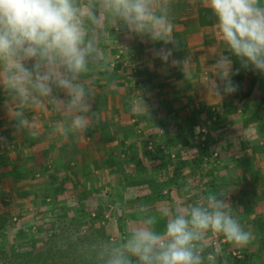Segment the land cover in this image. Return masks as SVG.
I'll return each instance as SVG.
<instances>
[{
    "label": "rangeland",
    "instance_id": "obj_1",
    "mask_svg": "<svg viewBox=\"0 0 264 264\" xmlns=\"http://www.w3.org/2000/svg\"><path fill=\"white\" fill-rule=\"evenodd\" d=\"M212 15L209 8L204 9L202 18ZM213 25L216 27V22ZM106 26L108 37L100 32L98 35L104 38L103 43H107L109 51H115L114 58L106 63L110 70L119 66L124 97V113L117 122L125 133L131 130V141L127 140L119 147L116 156L132 170V165L126 163V152H130L126 151L128 146L134 143L142 157L146 152L160 151L168 165L167 172H162L170 177L180 162H186V168L178 177L179 188L176 185L165 188L163 196L167 198L163 202H145L149 195L146 186L129 183L125 186L116 180L119 174L108 181V167L100 164L99 152L89 153L90 161L83 166L77 161L71 145L60 146L59 150L51 152V135L46 133L49 123L43 135L28 137L32 147L37 146L33 149L38 153L37 161L31 159L34 152L19 141H24L23 138L7 140L0 136L4 138L0 142V178L7 180L0 183V264H34L35 259L39 260L38 264H100L98 259L89 262L91 259L85 255L90 243H95L99 249L105 242L113 245L123 242L139 223L141 210L143 214L157 215L156 227L162 231L166 220L161 214L165 209L172 210L176 204L196 203L210 192L227 200L232 215L255 237L248 245L236 247L221 236H209L204 255L220 249L215 264H264V234L258 227L263 217L256 215L255 200L240 199V193H235L234 180L229 178L232 172L237 173L236 170L255 176V157L264 154L258 147H252L263 143L264 148V74L248 69L256 76L252 88L251 77L244 71L237 74L233 69L232 79L239 85L238 91L223 99L211 95L210 86L217 79L212 65L219 55L228 51L216 29L211 44L214 54L208 51L211 56H201L198 61L203 82L195 89L199 97L192 98L196 96L194 89L186 85L174 91L177 93L174 97H185L182 102H150L147 108L151 111L139 107L133 111L134 101L141 98L139 92L144 100L146 94L152 92V75L144 74L146 63L141 66L130 58L127 60L130 55L126 57L125 46L111 42L116 29L111 30L109 24ZM101 29L106 30L105 24ZM63 140L62 137L61 143ZM110 152L105 150V156L116 151ZM142 159L150 171L149 176L160 177L162 172L157 173L155 167L161 161L146 156ZM240 160L248 161L240 163ZM51 186H56L58 194H51ZM141 197H144L142 204ZM62 200H66L64 205Z\"/></svg>",
    "mask_w": 264,
    "mask_h": 264
},
{
    "label": "clouds",
    "instance_id": "obj_2",
    "mask_svg": "<svg viewBox=\"0 0 264 264\" xmlns=\"http://www.w3.org/2000/svg\"><path fill=\"white\" fill-rule=\"evenodd\" d=\"M204 5L215 16L217 34L228 50L212 65L217 79L209 89L223 99L239 89L232 79L233 57L242 68L264 74V0H204ZM170 11V0H0V88L9 97L7 113L16 132L39 134L40 122L28 118L30 110L63 115L52 134H79L88 128L95 113L85 78L100 66L97 40L105 23L125 30L129 39L162 43L164 47L152 49L154 58L190 79L189 59L175 58V47H167L176 46ZM139 93L133 111H148ZM141 212L123 242L99 246L100 264H215L220 249L204 255L209 236H221L236 247L252 240L232 215L230 203L211 192L196 203L165 209L162 231L156 227L157 215Z\"/></svg>",
    "mask_w": 264,
    "mask_h": 264
},
{
    "label": "crops",
    "instance_id": "obj_3",
    "mask_svg": "<svg viewBox=\"0 0 264 264\" xmlns=\"http://www.w3.org/2000/svg\"><path fill=\"white\" fill-rule=\"evenodd\" d=\"M204 9H208L204 5V0H170V15L172 23L174 25L173 40L176 46L170 44L167 45V47H175L176 50L173 53L175 58L182 59L187 57L189 59L188 69L191 74L190 79L184 80L183 73L178 67H173L171 66V64L166 66L161 62V60L154 58L152 49L164 47L162 43L153 44L146 37L143 39L140 37H133L129 39L127 32L121 30H115L113 38L111 39L110 37L111 42L117 44L122 43V45L127 48L125 49L126 57L130 55V57H127V60L130 58L133 62L140 64L141 66L145 63L147 64L146 70L144 69V74H147L149 76L152 75L153 81H150V86L153 87V90L150 94H146L145 96V102H149L146 105H150V102L151 104H159L161 102L167 104L169 101L175 104H177L179 101L182 102L185 97L180 95L174 97V95H177V93H174V91L175 89H181L186 85H189V88L194 89L193 94L196 96L192 98L199 97L197 96L195 89H198L203 82L202 80H200L201 75L198 61L200 60L201 56H211L209 52L214 54L211 48V44L213 42V39H215L216 31V27H214L213 25L216 22L215 16L212 15V17L210 18L206 17V19H203L202 17ZM211 23L212 26L209 25ZM106 24L107 23H105L106 30L101 29L99 31L102 35H105L104 33H107ZM109 25L111 27V30L116 29L115 24ZM100 36L98 35L97 40L101 55L100 66L98 68H94L92 73H90L85 78L86 83L89 87H91L93 92L92 104L93 111L95 113L88 128L82 133L73 134L70 132L64 137L58 134H52V128L54 127L55 123L63 119L62 114L52 111L51 109L47 111L37 110L36 112L30 110L26 113L29 119L35 117L40 122V130L37 136L44 134L43 130L49 123V129L46 133L51 135V152L59 150L60 146L65 147L71 145L75 149L77 161L82 166L90 161L91 156L89 153H91L92 151L99 152L97 153L98 156L99 154L102 156L105 150L111 151L110 153L116 151L115 153H113L114 155H116L117 151L120 150L119 147L121 144V137L119 136H123L125 134V130L123 131L122 128L120 129L119 127L121 125L118 126L117 122V118L122 119V113H124V97H122V84L118 74L119 66L116 67V70H110L109 67H107L109 63L106 62H109L114 58L115 51L111 49L109 51V49L107 48V43H103L104 38ZM140 65L139 68L141 67ZM107 69L109 70V72H106ZM168 74H170V77H168ZM9 102L10 101L8 95L2 88H0V136L6 138L7 140L10 137H12V139L10 140L23 138L24 141L20 139L19 141L27 146V150H31L34 152L33 149H36L37 146L32 147V145L28 141V137H31L32 135L28 134L27 132H16L14 126L15 121L12 120L7 113L6 106ZM147 109L148 111H151L150 108ZM143 110L148 112L146 109ZM109 121L113 125L111 126L110 131L113 132L114 128H116L115 131L117 130V132L115 134H117V137H115L114 134L113 137L115 139L111 141L113 143L108 142L109 144H105L103 139L105 135L108 134L106 132L109 129L105 128L103 124ZM87 130H91L92 132L88 134ZM127 135L131 136V130L130 132L127 131ZM59 137H61V140L62 137L64 138L63 143H61L62 141L59 139ZM127 140L131 141V138ZM115 144H117L118 146L114 147L113 145ZM252 147H258L257 149L259 152H264L262 151L264 150L263 143L254 145ZM111 148L112 150H109ZM37 155L38 153L34 152V156L32 155L31 159L37 161ZM247 161L248 160H240L239 162L241 163ZM253 164L255 165V176L249 175L248 172L243 173V171L239 173L238 170L235 169L236 166L234 165V163H232V165L230 164L231 166L234 165V169L237 171V173L232 172L229 178H231L232 181H235H233V186L234 188H236L235 193H240L241 200L244 198L248 201H256V215L263 217V221L260 220L261 223L258 227L260 233L262 232V234H264V154H257ZM235 170L231 171L235 172ZM238 174H240L241 177H238ZM3 181L7 180L1 177L0 183ZM252 205L255 204L252 203ZM252 237L254 238L255 235H252ZM262 240L263 239L261 238V241Z\"/></svg>",
    "mask_w": 264,
    "mask_h": 264
},
{
    "label": "trees",
    "instance_id": "obj_4",
    "mask_svg": "<svg viewBox=\"0 0 264 264\" xmlns=\"http://www.w3.org/2000/svg\"><path fill=\"white\" fill-rule=\"evenodd\" d=\"M205 57L209 58L210 56L208 55ZM233 69L237 73H241L244 71V73L247 76L251 77L252 88L255 87V81H256L255 73L253 71L250 72L248 69L242 68L240 66L239 61L236 60L234 57H233ZM188 87H190V86L188 85ZM200 113H202V111H200ZM103 125L105 126V128L109 129V130H107V132L105 130V132L108 134H106L104 139H103L105 144H109L111 140L115 139L113 137V135L117 132V130L115 131L116 128H114L113 132L110 131L111 126H113L110 121L104 123ZM103 125H101V126H103ZM87 131H88V134L92 132L91 130H87ZM115 137H117V134H115ZM119 137H121L120 147H123L126 140L130 138L127 135V133H125L123 136H119ZM126 151H130V152H126L128 154V158H127L128 161L126 163L128 165H130V167L132 165V170H129L130 168L128 169L125 167L127 165H125V162L120 160V158H119L120 156H116L114 154H108L107 156H105V152H104V154H102V156H101L102 159H101L100 164L101 165L103 164L104 166L108 167L107 177H108L109 182L112 180L113 175L119 174L120 176L115 177V178H117L116 180L119 181V183H122L125 186L128 185V183H129V185H133V186H146L149 189V195L147 196L148 198L145 199V202H149L150 204L165 201V198H167V197L163 196V190L165 188H170L171 185H176V187L179 186V178L178 177L180 176V172L184 168H186V166H187L186 162H180L179 165H177L176 170L173 173V176L170 177V176L165 175V173L168 170V169H166L168 165H166V161L163 157L162 152L157 151V153H154V154H151L150 152H146V155L143 154V157L146 156L148 159H158L161 161V163H159L158 166L155 167L157 170V173L162 172L163 170L166 171L164 173L162 172V174H159L160 177L156 178L153 173H152L153 175L149 176L150 171L148 170V168H146L144 166V160L142 159L143 157L139 155L141 152L139 151V149L136 150V146L134 143H133V145L131 144L130 146H128ZM204 152L205 151H203V153ZM124 153H125V151H124ZM195 161H197V160H195ZM136 179H141V180L135 181ZM49 191H51V194L53 192L55 194H58V192H59L58 189H56V186H51ZM144 197H141L140 204H142V202L144 201V199H143ZM65 201L66 200L61 201L63 205H64ZM65 208L67 209V207H65ZM1 226H2V223L0 221V227ZM90 244H91V247H89L85 251V255L89 256L88 259H91V260H89V262H95V260L97 259V251L99 249H96L97 245L95 243H90ZM20 256H22V255H20ZM38 262H39L38 259L34 260V264H38Z\"/></svg>",
    "mask_w": 264,
    "mask_h": 264
},
{
    "label": "built area",
    "instance_id": "obj_5",
    "mask_svg": "<svg viewBox=\"0 0 264 264\" xmlns=\"http://www.w3.org/2000/svg\"><path fill=\"white\" fill-rule=\"evenodd\" d=\"M217 237V236H216ZM216 245V243H214Z\"/></svg>",
    "mask_w": 264,
    "mask_h": 264
}]
</instances>
